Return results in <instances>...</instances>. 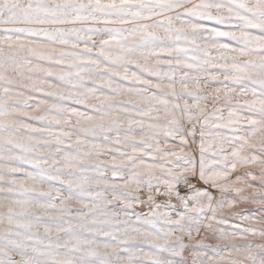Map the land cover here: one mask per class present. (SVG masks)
I'll return each mask as SVG.
<instances>
[{
  "label": "snow or ice",
  "instance_id": "snow-or-ice-1",
  "mask_svg": "<svg viewBox=\"0 0 264 264\" xmlns=\"http://www.w3.org/2000/svg\"><path fill=\"white\" fill-rule=\"evenodd\" d=\"M0 264H264V0H0Z\"/></svg>",
  "mask_w": 264,
  "mask_h": 264
},
{
  "label": "rangeland",
  "instance_id": "rangeland-1",
  "mask_svg": "<svg viewBox=\"0 0 264 264\" xmlns=\"http://www.w3.org/2000/svg\"><path fill=\"white\" fill-rule=\"evenodd\" d=\"M199 186V185H198ZM243 207H246V208H250V207H253L252 205H245Z\"/></svg>",
  "mask_w": 264,
  "mask_h": 264
}]
</instances>
